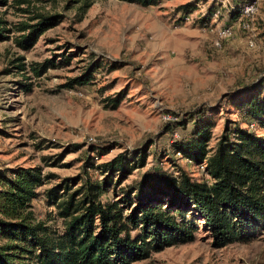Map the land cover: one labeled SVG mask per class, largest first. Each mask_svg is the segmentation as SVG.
I'll use <instances>...</instances> for the list:
<instances>
[{"label": "rangeland", "instance_id": "rangeland-1", "mask_svg": "<svg viewBox=\"0 0 264 264\" xmlns=\"http://www.w3.org/2000/svg\"><path fill=\"white\" fill-rule=\"evenodd\" d=\"M186 1L195 7L183 16L178 6ZM249 2L255 5L250 16L227 13L229 5ZM78 4L0 1V26L7 34L0 39V167H38L42 183L25 211L51 235L60 233L66 219L46 198L50 188L78 197L87 180L100 183L110 174L99 195L104 202L120 200L126 191L138 193L134 187L145 176L181 169L193 181L207 179L202 164L182 157L172 144L187 136L191 120L184 129L174 120L194 109L211 115L213 146L224 121L240 118L231 97L243 98L240 90L264 69V0H160L147 6L92 0L82 14ZM212 8L220 12L215 20L207 15ZM201 11L208 16L204 21ZM37 12L56 13L58 21L21 49L13 42L16 25L34 22ZM221 22L231 34L215 47L211 40ZM46 59L53 64L40 66ZM88 67L93 69L87 84L62 85ZM101 146L107 151L99 154ZM142 148L144 163L123 172ZM197 225L193 240L130 264H264V225L219 248Z\"/></svg>", "mask_w": 264, "mask_h": 264}, {"label": "trees", "instance_id": "trees-1", "mask_svg": "<svg viewBox=\"0 0 264 264\" xmlns=\"http://www.w3.org/2000/svg\"><path fill=\"white\" fill-rule=\"evenodd\" d=\"M77 1L81 14L92 2ZM126 1L147 6L160 0ZM194 7L186 1L178 9L185 16ZM237 7L238 3L229 5L227 13L233 16ZM200 15L201 21L208 18ZM56 16L37 12L34 22H18L13 42L21 49L28 48L46 28L57 23ZM4 29L0 26V39L7 37ZM45 62L53 64L46 59L39 65L47 66ZM92 69L88 67L62 85L87 84ZM261 71L240 90L243 98L231 97L240 118L224 121L213 146L208 145L215 124L211 115L194 109L186 112V119L174 120L183 129L191 120L187 136L172 144L176 153L202 164L207 179L193 181L181 169L177 174L145 176L134 187L138 193L126 191L120 200L104 202L99 195L108 186L105 178L110 174L100 183L87 180L78 197L50 188L46 198L66 219L56 235L49 234L41 223L30 221L25 211L42 183L38 167H0V264H130L147 258L151 251L193 240L198 222L208 232L213 247L244 240L251 228L264 225V133L252 127L264 129V69ZM111 100L114 105L117 98ZM106 151L107 146L98 148L99 154ZM144 153L142 148L138 161L122 171L142 165Z\"/></svg>", "mask_w": 264, "mask_h": 264}, {"label": "built area", "instance_id": "built-area-1", "mask_svg": "<svg viewBox=\"0 0 264 264\" xmlns=\"http://www.w3.org/2000/svg\"><path fill=\"white\" fill-rule=\"evenodd\" d=\"M255 5L253 2L249 3H241L239 4V8L237 9L240 14H243L245 17L250 16L254 12ZM204 11H201L200 14H203ZM219 10L217 8H213L210 12V18L213 20L216 19V17L219 15ZM250 18V17H249ZM240 25L243 29H249V23L248 21H241ZM231 34V30L228 25H225L224 23H219L215 27V34L212 37L211 43L213 46L218 47L221 44V41L229 36ZM249 44H252V38L247 39ZM252 124V123H250Z\"/></svg>", "mask_w": 264, "mask_h": 264}]
</instances>
